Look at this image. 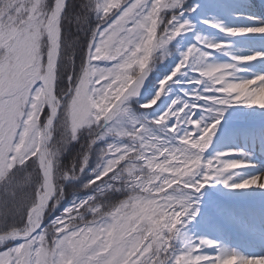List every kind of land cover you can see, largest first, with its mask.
<instances>
[{
	"label": "snow or ice",
	"instance_id": "1",
	"mask_svg": "<svg viewBox=\"0 0 264 264\" xmlns=\"http://www.w3.org/2000/svg\"><path fill=\"white\" fill-rule=\"evenodd\" d=\"M177 7L182 0H0V264H264V255L206 254L217 243L183 231L206 185L264 189V174L234 182L251 166L231 158L242 149L206 155L228 107L264 109L249 99L264 90V74L236 76L264 51L213 63L212 50L228 42L198 36L140 109L156 106L182 70L196 74L194 88L155 116L128 103L156 50L191 29L182 12L168 14ZM203 22L264 33V24ZM81 130V151L61 164ZM86 175L61 211L66 184Z\"/></svg>",
	"mask_w": 264,
	"mask_h": 264
},
{
	"label": "rangeland",
	"instance_id": "2",
	"mask_svg": "<svg viewBox=\"0 0 264 264\" xmlns=\"http://www.w3.org/2000/svg\"><path fill=\"white\" fill-rule=\"evenodd\" d=\"M182 3V9L179 7L174 10L169 9L168 14H171L173 11L176 13L182 12L183 18L191 21V29L181 33V35L170 41L163 48L156 50L154 53L156 57L154 66L151 67L138 96L128 101L133 111L140 110L149 116H155L161 110L166 109L173 99L183 96L186 91L195 87L189 84L188 81L194 79L196 74L190 69L182 70L172 81H169L166 94L161 96L157 105L152 109H140V105L145 102L137 103L138 99L141 97H145L149 100L155 94L156 90L151 88L146 90V88L151 75L157 69V65H162L168 61L170 63L173 60L178 63L181 59V53L186 51L188 47L197 44L198 36L203 40L212 36L213 41L228 42L225 49L217 52L212 51L213 61H218L221 57L222 62H231V57L234 55H250L255 51H264V33L230 35L203 22L204 20H218L222 21L224 25L231 27H252L264 24V0H182ZM247 6L248 9H246ZM193 7H195V11L190 10ZM232 22L235 25L232 24ZM208 33L213 34L210 35ZM232 41H236L235 44L238 47L247 48V51L239 52L235 48L232 49L231 45H229ZM193 62L195 63V61ZM77 63H79V61H77ZM240 68L242 69L239 74L240 78H251L257 74H264V58L241 64ZM160 79L161 77H159V80ZM227 109L232 110L230 107ZM210 117L211 114L206 116L207 119H210ZM226 123L230 122L223 117L219 126ZM249 127L248 125V129L244 127L237 128L234 133L232 132L233 134H231V137L218 138L213 141L206 152L207 156H212L216 152L230 148L243 150V152L235 158L250 160L251 166L236 169L235 172H241L242 176L236 180L234 179V182H239L242 179L250 177L248 174L253 175L256 170L260 171L259 173H264V124L256 125V127ZM239 190L240 189H229L222 183L213 182L206 185L195 195L194 198L198 201L196 206L199 212L195 219L189 221L184 226L183 231L185 235L193 239L203 237L215 241L217 247L205 249L204 251L206 254H215L221 243L229 236H233L237 240L239 239L242 243L251 242L252 240L258 241L264 236V229L262 230L260 228V226L262 227L260 221L264 228V208L262 206L255 205L251 211H247V209L240 206L242 203L239 200H235V205H233L234 202H231L230 205L228 201L226 209L217 205V202ZM228 205L234 206V209L240 208L238 213L239 215L243 214V218L238 215V217H235L236 222L232 223L229 218H227V214L230 211ZM228 208L229 210L226 211ZM223 212L225 213L223 214ZM212 217L218 219L217 223L210 222L208 224L210 221L209 218ZM216 224L218 226H216ZM235 225L238 228V232L233 229V227L236 228Z\"/></svg>",
	"mask_w": 264,
	"mask_h": 264
},
{
	"label": "bare ground",
	"instance_id": "3",
	"mask_svg": "<svg viewBox=\"0 0 264 264\" xmlns=\"http://www.w3.org/2000/svg\"><path fill=\"white\" fill-rule=\"evenodd\" d=\"M204 8H206V7H204ZM246 9H248V6L246 7ZM232 24H234V23L232 22ZM208 34L212 35L213 33H208ZM247 34L250 35L252 33H247ZM253 34H256V33H253ZM205 40L213 41V37L212 36L207 37V38H205ZM235 43H236V41L235 42L232 41L229 44V45H231L232 49L235 48L239 52H246L247 51V48L238 47ZM212 51L217 52V50H212ZM198 60H199V57H196L194 61L196 62ZM208 60H209V62H213V63L222 62L221 57L218 61H213L212 55H211V57L208 58ZM240 73H241V71H239L236 74L237 78H240V76H239ZM230 108H232V110L227 109L223 115V117L226 118L230 123H226V124L218 127L216 135L213 138V141L217 140L218 138L231 137V134H233L234 131L237 130V128H243L244 127L245 129H248L247 128L248 125L250 127L251 126L256 127V125L264 124V109H260L257 106L248 107V106H244V105H232V106H230ZM211 118H212V116L210 117V119ZM235 157H238V155H235L231 158H235ZM259 172L260 171L256 170L253 173V175L264 174V173H259ZM248 175L252 176L250 174H248ZM241 176H242L241 172H237L235 174L234 179L236 180V179L240 178ZM235 200H239L242 203L240 206L247 209V211H251V209L254 208L255 205H259V206H262L264 208V189H260L257 187H251L248 189H240L239 191H236V192H233L232 194H230V196H228L227 198H224L223 200H220L219 202H217V205L226 209L227 202L229 201L230 205H231V202H234L233 205H235L236 204ZM230 205H228V207H230V211L227 214V216H228L227 218H229V220L233 223V222H236L235 217H238V215H239L238 211L240 208L234 209V206H230ZM228 210H229V208L226 211H228ZM225 212H223V214ZM242 215L243 214H241L239 216H241L243 218ZM209 219H210V221L208 222V224L210 222L217 223V220H218L215 217H212ZM260 224L262 225V227L260 226V228L263 230L264 228H263V224L261 221H260ZM218 225H219V223H218ZM218 225L216 224V226H218ZM235 227L236 228L233 227V229L238 232V228L236 225H235ZM220 249H226L228 251L234 250V251H237L241 255H244V256L264 255V236L258 241L252 240L251 242H243V243H242V241H239V239L237 240L233 236H229L226 238V240H224L221 243V245L217 249V252ZM207 254H211V253H207ZM225 264H229V261H226Z\"/></svg>",
	"mask_w": 264,
	"mask_h": 264
},
{
	"label": "trees",
	"instance_id": "4",
	"mask_svg": "<svg viewBox=\"0 0 264 264\" xmlns=\"http://www.w3.org/2000/svg\"><path fill=\"white\" fill-rule=\"evenodd\" d=\"M94 22H95V17L93 16L90 20V23L94 24ZM74 28H75V26H73V29H70V30L75 31ZM175 65H176L175 60H173L170 63L168 61L162 65H157V69L151 75V77L147 83L146 90L149 88H151L153 90H157L159 77H161L163 79L164 76L168 75L172 71V69L175 67ZM147 100H148L147 98L141 97L140 99H138L137 103L146 102ZM87 135H88L87 131L81 130V139L77 140V141H73L67 146L66 151H64L60 157L61 164H65L67 162H70L71 159L73 158V156H75L77 152L81 151L83 142H84V140L87 139ZM95 163H96L95 158H93L92 162H91V165L93 168L95 167ZM88 173L89 174L91 173V168L88 170ZM86 179H87V175L84 177H81V179L79 181L66 184V186H65L66 187V195H65L64 200L61 202V208H60L61 211L63 210L64 207H67L72 202L73 195H76V196L82 195V193H74L73 192V184L76 187H79V184L83 183ZM119 198H122V197H120V194H118V193L112 197V199H119ZM57 214H59V213L57 212ZM89 219H91V217H89Z\"/></svg>",
	"mask_w": 264,
	"mask_h": 264
},
{
	"label": "clouds",
	"instance_id": "5",
	"mask_svg": "<svg viewBox=\"0 0 264 264\" xmlns=\"http://www.w3.org/2000/svg\"><path fill=\"white\" fill-rule=\"evenodd\" d=\"M239 90L246 91V89L243 87H241ZM249 99L253 100L256 103H264V90H255L252 94L249 95ZM229 264H233V261H229Z\"/></svg>",
	"mask_w": 264,
	"mask_h": 264
},
{
	"label": "water",
	"instance_id": "6",
	"mask_svg": "<svg viewBox=\"0 0 264 264\" xmlns=\"http://www.w3.org/2000/svg\"><path fill=\"white\" fill-rule=\"evenodd\" d=\"M15 242H19V241L17 240V241H15Z\"/></svg>",
	"mask_w": 264,
	"mask_h": 264
}]
</instances>
